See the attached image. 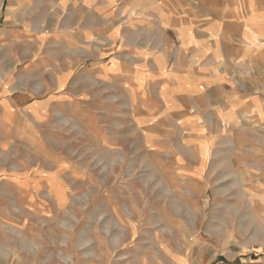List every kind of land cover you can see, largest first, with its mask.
I'll return each mask as SVG.
<instances>
[{
	"label": "rangeland",
	"instance_id": "rangeland-1",
	"mask_svg": "<svg viewBox=\"0 0 264 264\" xmlns=\"http://www.w3.org/2000/svg\"><path fill=\"white\" fill-rule=\"evenodd\" d=\"M161 1L71 48V136H0V264L264 255V0Z\"/></svg>",
	"mask_w": 264,
	"mask_h": 264
},
{
	"label": "crops",
	"instance_id": "crops-1",
	"mask_svg": "<svg viewBox=\"0 0 264 264\" xmlns=\"http://www.w3.org/2000/svg\"><path fill=\"white\" fill-rule=\"evenodd\" d=\"M163 4L161 0H133L132 5L125 0H0V136H71V116L77 113L70 89L71 48L82 49L84 57L88 39L99 44L103 38V23L112 30L134 13L144 17L142 26L152 12L161 13L165 23ZM71 28L76 30L74 37ZM73 57L80 59V54ZM226 102L228 112L221 117L227 122H263L245 104ZM245 264H264V255Z\"/></svg>",
	"mask_w": 264,
	"mask_h": 264
}]
</instances>
